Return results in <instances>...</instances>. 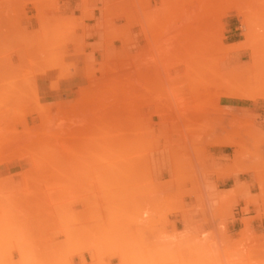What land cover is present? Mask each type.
<instances>
[{"label": "rangeland", "instance_id": "rangeland-1", "mask_svg": "<svg viewBox=\"0 0 264 264\" xmlns=\"http://www.w3.org/2000/svg\"><path fill=\"white\" fill-rule=\"evenodd\" d=\"M0 264H264V0H0Z\"/></svg>", "mask_w": 264, "mask_h": 264}, {"label": "crops", "instance_id": "crops-1", "mask_svg": "<svg viewBox=\"0 0 264 264\" xmlns=\"http://www.w3.org/2000/svg\"><path fill=\"white\" fill-rule=\"evenodd\" d=\"M79 80L77 79V78H70L68 81H63V82H61V84H60V90L62 91V92H64V91H72L74 88H77L78 86H79ZM220 150L222 149V148H219ZM217 156L218 157H224L225 156V154L221 151V152H218L217 153ZM229 161L230 162H222L221 164L223 165V166H229V165H231V166H234V164L232 163V160L231 159H229ZM238 179H239V176L237 177ZM234 180H235V177L234 176H232V177H227V178H225L222 182H221V184H225V183H228V182H231V183H234ZM217 184H219V185H221L220 183H217ZM232 188V187H231ZM229 190H231V189H227V190H225V191H229ZM250 210V209H249Z\"/></svg>", "mask_w": 264, "mask_h": 264}, {"label": "bare ground", "instance_id": "bare-ground-1", "mask_svg": "<svg viewBox=\"0 0 264 264\" xmlns=\"http://www.w3.org/2000/svg\"><path fill=\"white\" fill-rule=\"evenodd\" d=\"M253 50H254V49H253ZM258 50H259V49H258ZM260 50H261V49H260ZM261 51H262V50H261ZM254 52H255V51H254ZM254 52H253V53H254ZM259 52H260V51H259ZM251 56H252V55H251ZM254 57H255V56H254ZM255 58H257V57H255ZM255 58L253 59V61L255 60ZM260 96H261V95H260ZM261 97H262V96H261ZM224 146H226V145H224ZM228 146H230V145H228ZM114 208H115V207H114ZM117 208H118V207H116V209H117ZM118 209L120 210V208H118ZM118 209H117V210H118ZM115 212H116V211H115ZM117 212H118V211H117ZM108 213H109V212H108ZM98 214H99V213H98Z\"/></svg>", "mask_w": 264, "mask_h": 264}]
</instances>
